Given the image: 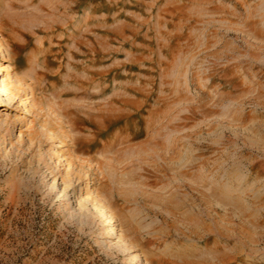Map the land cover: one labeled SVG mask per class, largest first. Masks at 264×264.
Here are the masks:
<instances>
[{"label":"rangeland","instance_id":"obj_1","mask_svg":"<svg viewBox=\"0 0 264 264\" xmlns=\"http://www.w3.org/2000/svg\"><path fill=\"white\" fill-rule=\"evenodd\" d=\"M0 43V264H264V0H0Z\"/></svg>","mask_w":264,"mask_h":264},{"label":"bare ground","instance_id":"obj_2","mask_svg":"<svg viewBox=\"0 0 264 264\" xmlns=\"http://www.w3.org/2000/svg\"><path fill=\"white\" fill-rule=\"evenodd\" d=\"M80 23V22H79ZM0 50L2 51V54L3 55H5L6 53H8V51H7V49H5L4 47H3V45L0 43ZM7 51V52H6ZM8 55V54H7ZM110 72V71H109ZM1 77V76H0ZM1 85H0V90L2 91V93H7L8 91H9V88L10 87H8V85L9 84H7L6 83V81L4 80V78L1 80ZM12 82H14V80L12 81ZM10 90H11V88H10ZM13 92V91H12ZM109 218L111 219L112 218V215H109ZM115 220V219H114ZM112 230H114V232L116 233V228L113 226V228H112ZM118 237H119V239H120V237H121V234L119 235L118 234ZM117 237V238H118ZM137 254V253H136ZM137 256V255H136Z\"/></svg>","mask_w":264,"mask_h":264}]
</instances>
